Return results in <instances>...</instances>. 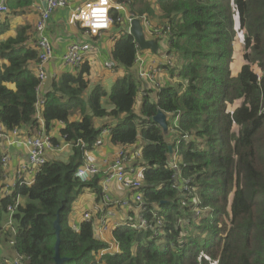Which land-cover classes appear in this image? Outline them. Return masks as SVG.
I'll use <instances>...</instances> for the list:
<instances>
[{
	"label": "trees",
	"instance_id": "16d2710c",
	"mask_svg": "<svg viewBox=\"0 0 264 264\" xmlns=\"http://www.w3.org/2000/svg\"><path fill=\"white\" fill-rule=\"evenodd\" d=\"M129 2V14L163 26L164 39L155 40L167 52L156 56V84H139L131 71L138 50L125 15L111 10L110 57L123 71L110 92L100 84L89 89L84 66L52 79L44 95L46 131L62 123L53 144L64 138L69 147L52 153L34 183L16 187L12 198L2 194L0 148V264L14 258L54 264L56 214L62 264H264V0ZM29 4L7 1L11 13ZM8 28L0 21V125L13 130L36 123L38 49L24 27L3 40ZM164 71L171 85L164 86ZM140 88L146 95L137 100ZM159 110L166 131L152 120ZM105 118L113 121L95 125ZM103 129L110 130L108 151L142 144V209H127L128 220L113 232L119 252L99 258L107 243L95 238L90 223L71 230L69 218L85 190L99 192L100 175L81 183L75 173ZM173 160L178 170L169 166ZM175 175L179 185L188 180L187 190L172 188ZM16 196L22 201L12 231L4 225ZM196 208L205 212L195 221Z\"/></svg>",
	"mask_w": 264,
	"mask_h": 264
},
{
	"label": "built area",
	"instance_id": "2783aa9c",
	"mask_svg": "<svg viewBox=\"0 0 264 264\" xmlns=\"http://www.w3.org/2000/svg\"><path fill=\"white\" fill-rule=\"evenodd\" d=\"M8 0H0V17L9 12L7 6ZM69 7V0H45L42 8L38 7L39 17L35 24L36 47L38 49V64L35 67V73L39 81L38 87L45 81L46 70L45 66L53 59V49L49 39L45 36L47 25L52 15L60 9ZM124 4H113L111 0H88L80 6L72 10L68 23L70 25L78 24L84 31L85 35L96 39L105 32L109 31L112 26L110 11H124ZM136 17L128 18L127 33H129L130 23ZM144 35L148 38H160L163 33L160 29H154L146 18H139ZM121 22V18H117ZM150 40V39H148ZM138 48V45L136 44ZM98 51L95 44L76 42L67 48L61 62L65 67L77 69L85 63V58L89 54ZM134 64L137 65L138 78L152 84H156L157 67L161 64H156L152 60H145L136 56ZM104 66L108 70L115 68L116 64L113 61H106ZM159 86V85H158ZM37 87V89H38ZM145 96V92H141ZM45 101L37 97L36 107V123L21 129L7 130L0 125V138H2L3 146L1 148V166L4 169L3 180V197L12 198L14 190L17 188L28 187L34 183L36 174L41 168L51 159L50 154L53 152H63L69 145L64 144V138L59 139L58 144H53L54 128L51 132L46 131V126L42 118V108ZM25 129V131H22ZM110 130L106 129L100 134L94 147L103 145L102 138L104 135H109ZM60 134L57 133V137ZM61 146L59 147V145ZM11 155L17 157L16 164L13 162ZM83 166L78 168L75 173V178L81 183L90 181L97 175H100L99 192L94 190H85L87 195L94 199L93 207L88 210L81 211L76 218L69 221L71 230L78 232L82 223H90L96 239L107 243V247L100 251L99 258L107 254H115L119 252V245L115 242L113 232L126 222H120V212H126L131 205H134V211L140 213L142 209V194L138 192L141 187V177L139 172L142 166V152L139 149L128 150L121 146L117 150L103 155L99 160L91 157V152L85 151L83 155ZM176 153L174 154V159ZM23 162H20V161ZM169 166L178 170L175 160L170 161ZM177 175L173 176L172 188H178L181 192L187 190L188 180L183 181V184L177 183ZM118 186L120 189L130 192L131 196L126 199L115 198L112 192V186ZM138 192V193H135ZM21 197L16 196L13 203L7 209L8 220L4 227L10 228L13 231V217L17 212L18 206L21 204ZM194 204L196 201L194 199ZM182 205H185L183 202ZM197 205V204H196ZM196 221L205 212L204 209H194ZM157 217V213H155ZM128 219H126L127 221ZM145 222L141 220V224ZM134 230H138L141 225L131 223ZM11 231V232H12ZM183 234H188L186 229H181ZM10 244H13L11 241ZM4 264H21V259L14 258L4 260Z\"/></svg>",
	"mask_w": 264,
	"mask_h": 264
},
{
	"label": "crops",
	"instance_id": "0c3cea01",
	"mask_svg": "<svg viewBox=\"0 0 264 264\" xmlns=\"http://www.w3.org/2000/svg\"><path fill=\"white\" fill-rule=\"evenodd\" d=\"M29 1H30L29 5H27V6L18 5L14 8V11H12V13H11V10L9 9L10 12L8 14H5V15L0 17V21L7 23L8 27H9L7 34L4 35L2 38L3 40L8 38V37H13L16 34V31L22 27L27 28L25 35H29L31 40L32 39L35 40V38H36L35 37V24H36L38 17H39L38 7L42 8L44 6L45 0H29ZM84 1L85 0H69V7L57 10L52 15V17H51V19L47 25V28L45 31L46 32L45 36L49 39V41L52 45L54 57L45 66V70H46L45 81L37 89V97H39L40 99H44V95L46 94L47 90L50 88V84H51L50 81L52 79H55V78L59 77L60 75H62L63 73H66V72L72 73V74H77L80 70H82V68H84V66L88 67V73L84 75V79L88 82L89 89H91L93 85L100 84L102 86L103 90L107 94L110 92V89L107 90L106 86H107L108 82L111 80L112 75H116V71H119L118 69H120V68H117V65H116L114 69L108 70L104 66V63L106 61H113L110 57V53H111V49L114 45V41L110 38L108 32H105L104 34H102L100 37H98L96 39H92V38L85 35L84 31L80 28V26L78 24L73 26V25H70L68 23L72 10H74L76 7L80 6ZM117 1L111 0V2L113 4H121V3L124 4V7H125L124 11H122L120 13L124 14L126 19H127L126 31L128 28V18L129 17L133 16L136 18H143V17L146 18L145 16L138 17V16H134V15H131L128 13L127 5H129V3H130L129 0H121L120 2H117ZM146 19L150 23L151 27H153L154 29L162 30L163 26H155L152 24V22L148 18H146ZM164 36H165V34L162 37H160V39L163 40ZM147 39L153 40L156 43L155 39H158V38H148L147 37ZM109 41H110V43H109ZM76 42H82V43L87 42V43L95 44L98 48V51L93 53V54L87 55L85 58V63H83V65L77 69H73L71 67H65L62 64L61 59H62L64 53L66 52L67 48L69 47V45L76 43ZM161 43H162V45H164L163 42H161ZM30 44H32V43H29V45ZM137 50H138V53L136 56L145 60L146 64H147V60H152L154 62H157L156 64H161V62L156 58V56L150 54V50L140 51L138 48H137ZM163 53H165V52H163ZM120 70H122V69H120ZM122 71H119L120 74H122ZM131 71L134 73L139 84L141 82H144V80H141L138 78L137 65L136 64L133 65V68L131 69ZM114 81H113V83H114ZM111 86H110V88H111ZM141 92H145V91L142 88L139 89V96H138L137 100H141V98H143V96L141 95ZM137 102H140V101H137ZM102 104L104 106L103 101H102ZM104 107L108 111H111L113 108L110 105L107 107L106 106H104ZM76 119H79V114L76 115ZM110 121H111V119H109V118H105V119L100 120V121L96 120L95 125L100 126L101 124L106 123V122L110 123ZM62 125H63L62 123L55 124L53 126L55 132L60 134ZM103 130H106V129H103ZM22 131H25V129L21 130V132ZM57 133H54V134L52 133L54 138H56ZM109 136H110V134L103 136V138H102L103 145L101 147H94L93 146V151H90L92 158H94L95 160H99L103 155H107V154L117 150L119 147H121V146H119V147H116V149H114L112 151H108L106 148L110 147ZM106 144H107V147H106ZM2 146H3V144H2ZM141 147H142V144H140L139 147H137V148L129 147L127 149L128 150H131V149H139L140 150ZM61 152H58L57 154H55L54 152L53 153L56 156H58ZM69 154H70V152H68V155ZM66 156H61V157L59 156V159L67 160ZM11 157H12L13 162L16 164V162L18 160L17 157L15 155H11ZM49 158L53 159V154H50ZM20 162H23V161H20ZM140 174L141 173H139V175ZM112 192H113L115 198H118V199H126L130 195L129 192L120 189L116 185L112 186ZM93 205H94V199L92 198V196H89L87 194L80 195L73 205V209H72V213L70 215L69 221H71L72 218H76L81 211H84L86 209L90 210L93 207ZM121 213L124 214L125 216L122 215ZM119 220H120V222H126V214L124 212H120Z\"/></svg>",
	"mask_w": 264,
	"mask_h": 264
},
{
	"label": "water",
	"instance_id": "95a60500",
	"mask_svg": "<svg viewBox=\"0 0 264 264\" xmlns=\"http://www.w3.org/2000/svg\"><path fill=\"white\" fill-rule=\"evenodd\" d=\"M129 35L134 38L135 43L138 45L140 51H148L150 50L153 53L158 52V46L153 40H148L145 38L143 29L140 24L139 18L133 19L130 23ZM153 122L160 126L164 131L167 130L166 125V115L162 111H157L156 115L152 118ZM2 146V138H0V147ZM171 147H169V152L171 153ZM53 229L55 234V245H54V264H62L65 259L61 258L59 255V245H60V223H59V215L56 214V219L53 223Z\"/></svg>",
	"mask_w": 264,
	"mask_h": 264
},
{
	"label": "rangeland",
	"instance_id": "374dc122",
	"mask_svg": "<svg viewBox=\"0 0 264 264\" xmlns=\"http://www.w3.org/2000/svg\"><path fill=\"white\" fill-rule=\"evenodd\" d=\"M85 1H88V0H85ZM84 1V2H85ZM83 2V3H84ZM162 31V30H161ZM163 33V32H162ZM163 35H164V33H163ZM109 43H110V41H109ZM158 46H159V49H158V52H157V54H155L154 56H159L161 53H163V52H167V47H165V45H162V43L161 42H158ZM157 63V62H156ZM161 74V73H160ZM120 75V72L119 71H116V75H112V77H111V80L108 82V84H107V86H106V88H107V90L108 89H110V86L112 85V83H113V81L118 77ZM163 76V78H164V80H163V82H164V86L166 85V84H169V85H171L172 84V82L174 81V80H170V81H168L167 79H166V77L168 76V74L167 73H165V71H164V73L162 74ZM97 85V84H96ZM94 87V85L92 86V88ZM103 103H104V106H109L107 103V100L106 99H104L103 100ZM100 121V120H99ZM182 139H186V137H183ZM140 173V172H139ZM87 192L86 191H84L83 192V194H81V195H85ZM196 204H199L198 203V201H196ZM104 242V241H103Z\"/></svg>",
	"mask_w": 264,
	"mask_h": 264
},
{
	"label": "clouds",
	"instance_id": "9594fccd",
	"mask_svg": "<svg viewBox=\"0 0 264 264\" xmlns=\"http://www.w3.org/2000/svg\"><path fill=\"white\" fill-rule=\"evenodd\" d=\"M142 27V26H141ZM107 32H109V31H107ZM127 33V32H126ZM128 34V33H127ZM146 38V37H145ZM136 44V43H135ZM137 48V47H136ZM139 49V48H138ZM143 163V162H142ZM141 170H143V168H142V166H141ZM141 174H140V177H142V171L140 172ZM141 179V178H140Z\"/></svg>",
	"mask_w": 264,
	"mask_h": 264
}]
</instances>
